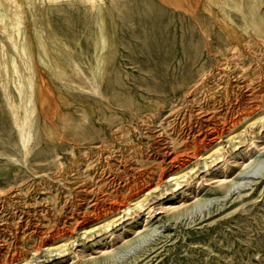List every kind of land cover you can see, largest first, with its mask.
Returning a JSON list of instances; mask_svg holds the SVG:
<instances>
[{
  "label": "rangeland",
  "instance_id": "obj_1",
  "mask_svg": "<svg viewBox=\"0 0 264 264\" xmlns=\"http://www.w3.org/2000/svg\"><path fill=\"white\" fill-rule=\"evenodd\" d=\"M262 44L264 0H0V264H92L97 241L136 214L144 231L123 229L125 239L97 264H264ZM192 85L196 92L186 93ZM198 106L220 117L221 134L193 155L201 136L191 142L171 131L195 121ZM159 133L172 146L166 156ZM173 156L191 161L176 168ZM233 158L242 164H230L227 186L206 182L208 167ZM175 182L178 191L193 184L195 196L168 217L159 206ZM80 186L92 190L84 201ZM27 217L36 231L24 226Z\"/></svg>",
  "mask_w": 264,
  "mask_h": 264
},
{
  "label": "bare ground",
  "instance_id": "obj_2",
  "mask_svg": "<svg viewBox=\"0 0 264 264\" xmlns=\"http://www.w3.org/2000/svg\"><path fill=\"white\" fill-rule=\"evenodd\" d=\"M94 1V0H93ZM170 1V0H169ZM180 1V0H179ZM185 1V0H184ZM201 1V0H200ZM206 1V0H205ZM229 1V0H228ZM211 2V1H210ZM214 2V1H213ZM95 3V2H94ZM96 4V3H95ZM180 4V3H179ZM205 4V3H204ZM170 5H171V2H170ZM169 5V6H170ZM181 5V4H180ZM203 4H201V6H202ZM205 5H207V4H205ZM227 4H225V6H226ZM258 5V4H257ZM256 5V6H257ZM208 6V5H207ZM230 6H232V5H230ZM255 6V5H254ZM258 7V6H257ZM257 7H255L256 8V10L257 9H259V8H257ZM173 8H174V4H173ZM179 9L181 8V7H178ZM186 8H187V6H186ZM202 8V7H201ZM232 8V7H231ZM255 8H254V11H255ZM175 9V8H174ZM182 9V8H181ZM188 9V8H187ZM197 9V8H196ZM226 9H228V8H226ZM250 9H251V7H250ZM249 9V10H250ZM186 10V9H185ZM252 10V9H251ZM260 10V9H259ZM183 11V10H182ZM187 11V10H186ZM189 11V10H188ZM209 11H210V9H209ZM208 11V12H209ZM212 11V10H211ZM219 11V10H218ZM230 11V10H229ZM241 11H243V10H241ZM253 11V10H252ZM206 12V11H205ZM227 12H228V10H227ZM239 12V11H238ZM262 12V11H261ZM177 13V12H176ZM194 13V12H193ZM197 13V12H196ZM243 13H245V12H243ZM247 14H248V11L246 12ZM209 14V13H208ZM214 14V13H213ZM219 14H220V12H219ZM224 14V13H223ZM231 14V13H230ZM246 14V15H247ZM205 15V14H204ZM225 15V14H224ZM253 15V14H252ZM262 15V14H261ZM189 16V15H188ZM195 15H193V17H194ZM207 16H209V15H207ZM215 16H216V14H215ZM229 16V15H228ZM241 16V15H240ZM249 16V15H248ZM247 16V17H248ZM256 16V15H255ZM197 17V16H196ZM242 17V16H241ZM257 17V16H256ZM262 17V16H261ZM191 18V17H190ZM203 18H205V17H203ZM213 18H214V16H213ZM216 18V17H215ZM225 18V17H224ZM240 17H238V19H239ZM195 19V18H194ZM218 19V18H217ZM221 19V18H220ZM227 19H228V17H227ZM232 19V18H231ZM199 20V19H198ZM202 20H204V19H202ZM209 20V19H208ZM208 20H206V21H208ZM219 20V19H218ZM226 20V19H225ZM224 20V21H225ZM246 20H248V22H250V20L249 19H244V21H246ZM253 20H254V17H253ZM253 20H251V21H253ZM259 20V19H258ZM195 21V20H194ZM200 21V20H199ZM210 21V20H209ZM208 21V22H209ZM217 21V20H216ZM201 22V21H200ZM227 22V21H226ZM258 22L259 21H257V23H256V25L258 24ZM262 22H263V20H262ZM199 23V22H198ZM197 23V24H198ZM212 23V22H211ZM211 23H210V26H211ZM233 23H235L234 21H233ZM241 23V22H240ZM239 23V24H240ZM252 23V22H251ZM260 23V22H259ZM201 24V23H200ZM213 24V23H212ZM236 24H238V23H236ZM242 24V23H241ZM240 24V25H241ZM253 25H254V23H252ZM252 24H251V26H252ZM201 25H204V24H201ZM235 25V24H234ZM248 25H250V23L248 24ZM259 25V24H258ZM257 25V26H258ZM263 25V24H262ZM232 26V25H231ZM244 25H242V27H243ZM246 26V25H245ZM244 26V27H245ZM260 26V25H259ZM254 27V26H253ZM262 28H263V26H261ZM211 28V27H210ZM232 28V27H231ZM245 28H247V26L245 27ZM244 28V29H245ZM249 29H250V27H249ZM248 29V30H249ZM203 30V29H202ZM234 30V29H233ZM236 30V29H235ZM221 31V30H220ZM230 31H232V30H230ZM242 31V30H241ZM244 31V30H243ZM250 31H251V29H250ZM255 31V30H254ZM254 31L252 32V33H254ZM222 32V31H221ZM245 32V31H244ZM203 33V32H202ZM231 33V32H230ZM242 33V32H241ZM212 34V33H211ZM245 34V33H244ZM232 36H233V33H232ZM246 37H249L248 35H245ZM250 37H251V35H250ZM206 40H207V38H205ZM251 39V38H250ZM234 40H235V38H234ZM253 40V39H252ZM251 40V41H252ZM255 40V39H254ZM253 40V41H254ZM257 40H260V39H257ZM245 42V41H244ZM251 43V45H252V43L253 42H250ZM219 44V43H218ZM222 45V44H221ZM224 45V44H223ZM226 45H228V44H226ZM233 45V44H232ZM243 45V44H242ZM247 45V44H246ZM250 45V44H249ZM264 44H262V46H263ZM94 47H95V45H94ZM229 47H231V46H229ZM251 47V46H250ZM228 47H226V49H227ZM237 48V47H236ZM246 48V47H245ZM263 48V47H262ZM214 49V48H213ZM225 49V50H226ZM250 49V48H249ZM215 50V49H214ZM254 50H255V47H254ZM257 50H258V48H257ZM262 51L264 50V49H261ZM220 51L221 50H219V54H221L222 52H224V50L220 53ZM249 51V50H248ZM210 52V51H209ZM226 52H227V50H226ZM232 53H233V51H231ZM230 52V53H231ZM215 53H217V52H215ZM239 53H241V52H239ZM238 53V54H239ZM255 53H257V52H255ZM259 53V52H258ZM263 53V52H262ZM236 54V53H235ZM251 54V53H250ZM260 54V53H259ZM211 55V54H210ZM214 55H216V54H214ZM213 55V56H214ZM240 55V54H239ZM231 56H232V54H231ZM254 56V55H253ZM226 57H227V55H226ZM245 57V56H244ZM260 57V56H259ZM230 58V57H229ZM228 57H227V59H229ZM235 58V57H234ZM239 58V57H238ZM220 59V58H219ZM257 59V58H256ZM259 59V58H258ZM225 60V59H224ZM237 60V59H236ZM252 60V59H251ZM260 60H262V59H260ZM213 61H214V59H213ZM212 61V62H213ZM218 61V60H217ZM222 61V60H221ZM76 62V61H75ZM234 63L235 62H237V61H233ZM257 62H258V60H257ZM261 62V61H260ZM214 63V62H213ZM262 63H264V62H262ZM233 64V63H232ZM240 64H242V63H240ZM239 64V65H240ZM247 64V63H246ZM199 65V64H198ZM256 65V64H255ZM222 66V65H221ZM224 66H226V65H224ZM234 66H235V64H234ZM245 66V65H244ZM254 66V65H253ZM210 67V66H209ZM226 67H228V66H226ZM233 67V66H232ZM249 67H252V66H249ZM221 68H223V67H221ZM253 68H255V67H253ZM250 69V68H249ZM259 69V68H258ZM209 70V69H208ZM208 70H205V71H208ZM229 70H230V68H229ZM244 69H242V71H243ZM247 70V69H246ZM251 70H252V68H251ZM257 70V69H256ZM60 71H62V70H60ZM205 71H203L204 73H205ZM211 71V70H210ZM223 71V70H222ZM236 71V70H235ZM250 71V70H249ZM262 71V70H261ZM264 71V70H263ZM200 72V71H199ZM214 72H215V70H214ZM217 72V71H216ZM225 72V71H224ZM224 72H223V75H224ZM240 72V71H239ZM60 73V72H59ZM209 73V72H208ZM219 73V72H218ZM226 73V72H225ZM229 73V72H228ZM242 73V72H241ZM247 73V72H246ZM250 73V72H249ZM60 74H62V73H60ZM64 74V73H63ZM201 74V76H202V73H200ZM215 74V73H214ZM213 74V75H214ZM227 74V73H226ZM225 74V75H226ZM234 74V73H233ZM263 74V73H262ZM261 74V75H262ZM204 75V74H203ZM219 75V74H218ZM222 75V74H221ZM241 75V74H240ZM248 75V74H247ZM63 76V75H62ZM201 76H198V77H201ZM232 76V75H231ZM236 76H238V75H236ZM243 76H245V75H243ZM64 77V76H63ZM215 77H217V76H215ZM252 77V76H251ZM256 77V76H255ZM254 77V78H255ZM263 77V76H262ZM226 79H227V77H225ZM207 79H209V78H207ZM212 79V78H211ZM240 79H242V78H240ZM262 79H264V78H262ZM63 80V79H62ZM200 80V79H199ZM221 80V79H220ZM243 80V79H242ZM245 80H247V79H245ZM256 80H258V79H256ZM64 81V80H63ZM154 81V80H153ZM195 81V80H194ZM203 81H204V79H203ZM229 81V80H228ZM227 81V82H228ZM247 81H249V80H247ZM192 82V81H191ZM191 82L189 83V86L191 85ZM196 82H198V80L196 81ZM200 82V81H199ZM202 82V81H201ZM224 82H226L225 80H224ZM244 82V81H243ZM193 83V82H192ZM250 83V82H249ZM253 83V82H252ZM186 84V83H185ZM197 84V83H196ZM205 85H206V83H204ZM224 84V83H223ZM240 84V83H239ZM247 84V83H246ZM246 84H245V86H246ZM251 84V83H250ZM198 85V84H197ZM200 85H202L201 83H200ZM225 85V84H224ZM248 85V84H247ZM252 85V84H251ZM259 86H260V84H258ZM194 85H192L191 87H188L187 88V92L186 93H188V92H191V93H195L196 92V88L195 87H193ZM208 86V85H207ZM206 86V87H207ZM218 86V85H217ZM219 86H221V85H219ZM204 87V86H203ZM242 87H244V86H242ZM241 87V88H242ZM253 87V86H252ZM216 89V88H215ZM250 89V88H249ZM256 89V88H255ZM258 89V88H257ZM204 90V89H203ZM243 90H244V88H243ZM214 91V90H213ZM217 91V90H216ZM205 92V91H204ZM221 92V91H220ZM183 94V93H182ZM198 94V93H197ZM197 94H196V96H197ZM247 94V93H246ZM185 95V94H184ZM198 95H200V94H198ZM202 95V94H201ZM207 95V94H206ZM225 95V94H224ZM241 95V94H240ZM262 95V94H261ZM178 96H179V94H178ZM181 96V95H180ZM194 96V95H193ZM217 96V95H216ZM234 96V95H233ZM251 96V95H250ZM253 96V95H252ZM182 97H183V95H182ZM191 97V96H190ZM220 97V96H219ZM239 97V96H238ZM176 98V97H175ZM188 98V97H187ZM198 98V97H197ZM210 98V97H209ZM240 98V97H239ZM184 99H186V98H184ZM225 99V98H224ZM238 99V98H237ZM243 99V98H242ZM188 100V99H187ZM191 100V99H190ZM205 100V99H204ZM214 100V99H213ZM227 100V99H226ZM231 100V99H230ZM171 101V100H170ZM195 101V100H194ZM193 101V102H194ZM241 100H239L238 99V102H236L237 103V105H241V103L242 102H240ZM245 101V100H244ZM185 102V101H184ZM202 103H203V101H201ZM226 102H228V101H226ZM231 102V101H230ZM177 103V102H176ZM179 103V102H178ZM192 103V102H191ZM206 103V102H205ZM224 103H225V101H224ZM229 103V102H228ZM236 103H232L231 104V106L232 107H234L235 106V104ZM249 103V102H248ZM180 104V103H179ZM182 104H184V103H182ZM188 104V103H187ZM195 104H198V102H196ZM201 104V103H200ZM247 104V103H246ZM191 105V104H190ZM203 105V104H202ZM209 105V104H208ZM224 105V104H223ZM229 105V104H228ZM236 105V106H237ZM250 105H251V103H250ZM156 106V105H155ZM172 106H174V105H172ZM184 106V105H183ZM188 106V105H187ZM196 106V105H195ZM244 106V105H243ZM166 107V106H165ZM169 107V106H168ZM203 106H198L197 107V109L199 108V110L198 111H196L198 114H199V116H198V118H196V120L194 121V120H192V118L190 117V118H188V120L186 121V123L184 122V124L183 125H181V126H179V127H177V128H174L171 132H173V133H177L178 132V134L180 135V137H182V138H185L187 141H195L197 138V136H201V140H199V142H198V144H197V146L195 145V147H193L192 149V154L194 155V153H195V150L196 149H198V148H200V146H202L201 148H203V147H205V146H207V145H209V144H211L212 142H210L211 140H213V137H216L217 136V134H221L220 133V131L219 130H217L216 129V123H215V121H217L216 120V118L218 119V118H220V117H215V114L213 113V112H211V111H209V110H207L206 111V109H205V107H207V106H205L204 108H202ZM242 107V105L240 106V108ZM175 108V107H174ZM194 108V107H193ZM209 108V107H208ZM207 108V109H208ZM227 108V107H226ZM239 108V107H238ZM68 109V108H67ZM114 109V108H113ZM172 109V108H171ZM217 109V108H216ZM224 109V108H223ZM232 109V108H231ZM237 108L235 107V110H236ZM133 110H134V108H133ZM158 110V109H157ZM185 110V109H184ZM222 110V109H221ZM227 110H228V108H227ZM241 110V109H240ZM252 110V109H251ZM154 111V110H153ZM152 111V112H153ZM173 111V110H172ZM171 111V112H172ZM187 111V110H186ZM191 111V110H190ZM217 111H218V109H217ZM217 111H215V112H217ZM225 111H226V109H225ZM245 111H246V109H245ZM128 112V111H127ZM151 112V113H152ZM157 112V111H156ZM189 112V111H188ZM221 112V111H220ZM235 112V111H234ZM238 112H239V110H238ZM160 113V112H159ZM162 113V112H161ZM175 113V112H174ZM174 113H172V114H174ZM191 113V112H190ZM225 113V112H224ZM236 113V112H235ZM250 113V112H249ZM155 114V113H154ZM157 114V113H156ZM218 114V113H217ZM238 114V113H237ZM240 114V113H239ZM245 114H246V112H245ZM251 114V113H250ZM79 115V114H78ZM133 115H134V113H133ZM181 115V114H180ZM235 115V114H234ZM242 115V114H241ZM137 116V115H136ZM141 116H143L142 114H141ZM150 116V115H149ZM155 116V115H154ZM170 116V115H169ZM176 116H177V114H176ZM185 116H186V114H185ZM236 116V115H235ZM172 117V116H171ZM180 117V116H179ZM138 118H139V116H138ZM165 118V117H164ZM166 118H168V117H166ZM231 119H232V117H230ZM166 120V119H165ZM172 120V119H171ZM176 120H178V119H176ZM227 120V119H226ZM47 121V120H46ZM85 121V120H84ZM182 121V120H181ZM220 121V120H219ZM48 122V121H47ZM136 122V121H135ZM152 122V119H151V117H148L147 119H146V124H148L149 125V123H151ZM155 122V121H154ZM49 123V122H48ZM131 123V122H130ZM101 124V123H100ZM126 124V123H125ZM134 124V123H133ZM138 124H140V123H138ZM141 124H142V122H141ZM213 124V125H212ZM158 125V124H157ZM174 125V124H173ZM212 125V126H211ZM222 125V124H221ZM224 125V124H223ZM127 126V125H126ZM135 126V125H134ZM170 126V125H169ZM53 127V126H52ZM129 127H130V125H129ZM140 127V126H139ZM171 127H172V125H171ZM219 127V126H218ZM122 128V127H121ZM161 128V127H160ZM52 129H54V128H52ZM124 129V128H123ZM167 129V128H166ZM221 129V128H220ZM132 130V129H131ZM157 130V129H156ZM169 130H170V128H169ZM124 131V130H123ZM160 131V130H159ZM158 131V132H159ZM32 132V131H31ZM113 132V131H112ZM116 132V131H115ZM135 132V131H134ZM55 133V132H54ZM114 133V132H113ZM132 133H133V131H132ZM131 133V134H132ZM164 133V132H163ZM60 134V133H59ZM114 135V134H113ZM212 135V136H211ZM112 136V135H111ZM120 136V135H119ZM138 136V135H137ZM143 136V135H142ZM148 136V135H147ZM167 136V135H166ZM55 137H56V135H55ZM125 137V136H124ZM51 138V137H50ZM116 138H117V136H116ZM121 138V137H120ZM126 138V137H125ZM129 138V137H128ZM139 138V137H138ZM142 138V137H141ZM169 138V137H168ZM217 138V137H216ZM47 139V138H46ZM57 139V138H56ZM106 139V138H105ZM110 139H112V138H110ZM127 139V138H126ZM199 139V138H198ZM48 140V139H47ZM59 140V139H58ZM57 140V141H58ZM148 140V139H147ZM25 141V140H24ZM56 141V142H57ZM60 141V140H59ZM74 141V140H73ZM135 141V140H134ZM151 141V140H150ZM66 142V141H65ZM119 142V141H118ZM117 142V143H118ZM130 142V141H129ZM137 142H139V141H137ZM168 142V141H167ZM167 142L165 141V139L160 135V133H159V135L155 138V143L157 144V146H156V148H157V151L159 152V153H161L162 155H167L168 153H170V151H171V148H172V146H169V144H167ZM25 143V142H24ZM148 143V142H147ZM150 143V142H149ZM154 143V142H153ZM78 144V143H77ZM81 144V143H80ZM126 144V143H125ZM129 144H131V143H129ZM133 144V143H132ZM135 144V143H134ZM141 144V143H140ZM72 145V144H71ZM109 145V144H108ZM142 145V144H141ZM148 145V144H147ZM150 145V144H149ZM148 145V146H149ZM183 145V144H182ZM193 145V144H192ZM73 146V145H72ZM96 146V145H95ZM184 146V145H183ZM188 146H189V144H188ZM256 146L258 147V149H264V140L263 141H261L259 144H256ZM113 147V146H112ZM117 147V146H116ZM147 147V146H146ZM190 147V146H189ZM208 147V146H207ZM76 148V147H75ZM90 148V147H89ZM88 148V149H89ZM114 148V147H113ZM123 148V147H122ZM186 148V147H185ZM80 149V148H79ZM83 149V148H82ZM96 149V148H95ZM98 149V148H97ZM107 149V148H106ZM121 149V148H120ZM183 149H184V147H183ZM187 149V148H186ZM85 150V149H84ZM94 150V149H93ZM102 150V149H101ZM113 150V149H112ZM174 150V149H173ZM80 151V150H79ZM104 151V150H103ZM107 151V150H106ZM105 151V152H106ZM116 151V150H115ZM123 151V150H122ZM153 151V150H152ZM188 151V150H187ZM186 151V152H187ZM31 152V151H30ZM98 152V151H97ZM113 151H111V153H112ZM181 152H183V151H181ZM190 152V153H191ZM198 152V154H200V152H202V150H199V151H197ZM64 153V152H63ZM108 153V152H107ZM115 153V152H114ZM117 153V152H116ZM180 153V152H179ZM99 154V153H98ZM97 154V155H98ZM145 154V153H144ZM182 154V153H181ZM29 155V154H28ZM107 155V154H106ZM106 155H105V157H106ZM132 155V154H131ZM141 155V154H140ZM179 155V154H178ZM189 155V154H188ZM193 155H191V156H193ZM138 156V155H137ZM159 156V155H158ZM76 157V156H75ZM98 157V156H97ZM96 157V158H97ZM101 157V156H100ZM135 157V156H134ZM142 157V156H141ZM194 157V156H193ZM99 158V157H98ZM103 158V157H102ZM111 158V157H110ZM109 158V159H110ZM153 158V157H152ZM151 158V159H152ZM77 159V158H76ZM82 159V158H81ZM125 159V158H124ZM145 159V158H144ZM111 160V159H110ZM114 160V159H113ZM119 160V159H118ZM170 160H175V162H176V168H180V167H182V166H185L186 164H188V163H190V161H191V159L190 158H188L187 156L186 157H182V158H179L178 159V156H173V158L172 159H170ZM128 162H129V160H127ZM80 162V161H79ZM87 162V161H86ZM96 163H97V161H95ZM102 162V161H101ZM106 162V161H105ZM123 162V161H122ZM226 162V161H225ZM221 163L219 166L217 165L216 167H214V168H210V167H208L207 169H206V174H204V179L206 180V182H209V183H213L214 185H216L217 187H218V189H221V188H223V187H225V186H227L228 184H229V180H228V174H227V171H228V167L230 166V164L232 163L233 165H241L242 164V161L241 162H239V161H237V159H235V158H233V159H231V160H229V163L228 164H226V163ZM88 163V162H87ZM82 164V163H81ZM86 164V163H85ZM121 164V163H120ZM83 165V164H82ZM90 165H92V164H90ZM126 165V164H125ZM136 165H137V163H136ZM135 165V166H136ZM216 165V164H215ZM108 166V165H107ZM117 166V165H116ZM213 166V165H212ZM78 167V166H77ZM82 167V166H81ZM89 167V166H88ZM87 167V168H88ZM122 167V166H121ZM70 168V167H69ZM90 168V167H89ZM129 168V167H128ZM77 169V168H76ZM117 169V168H116ZM193 169V168H192ZM63 170V169H62ZM86 170H88V169H86ZM101 170V169H100ZM127 170V169H126ZM130 170V169H129ZM144 170V169H143ZM64 171V170H63ZM73 171V170H72ZM93 171V170H92ZM121 171V170H120ZM135 171V170H134ZM174 171L175 170H170L169 172H168V174H173L174 173ZM189 171L190 170H187L186 171V173H188L189 174ZM49 172V171H48ZM51 172V171H50ZM65 172V171H64ZM78 172V171H77ZM107 172V171H106ZM126 172V171H125ZM128 172H130V171H128ZM47 173V172H46ZM58 173V172H57ZM80 173V172H79ZM90 173V172H89ZM95 173V172H94ZM99 173V172H98ZM108 173V172H107ZM131 173V172H130ZM141 173V172H140ZM51 174V173H50ZM73 174V173H72ZM96 174H97V172H96ZM252 174V173H251ZM250 174V175H251ZM67 175V174H66ZM95 175V174H94ZM116 175V174H115ZM55 176V175H54ZM96 176V175H95ZM107 176V175H106ZM134 176V175H133ZM246 176H248V174L246 175ZM44 177V176H43ZM51 177V176H50ZM61 177V176H60ZM73 177V176H72ZM101 177V176H100ZM112 177V176H111ZM144 177V176H143ZM239 177V176H238ZM251 177V176H250ZM257 177V176H256ZM256 177H254V178H256ZM259 177V176H258ZM59 178V177H58ZM57 178V179H58ZM126 178V177H125ZM125 178H123V179H125ZM130 178V177H129ZM260 178V177H259ZM72 179V178H71ZM75 179V178H74ZM99 179H101V178H99ZM60 180V179H59ZM120 180V179H119ZM127 180V179H126ZM126 180H125V183H126ZM189 180V179H188ZM26 181V180H25ZM24 181V182H25ZM61 181V180H60ZM74 181V180H73ZM72 181V182H73ZM109 181V180H108ZM124 181V180H123ZM243 181V180H242ZM23 182V183H24ZM68 182V181H67ZM83 182V181H82ZM86 182V181H85ZM131 182V181H130ZM237 182V181H236ZM62 183V182H61ZM69 183H70V181H69ZM107 183V182H106ZM247 183H248V181H247ZM252 183H254V182H250V184H252ZM22 184V183H21ZM20 184V185H21ZM26 184V183H25ZM72 184V183H71ZM76 184V183H75ZM82 184V183H81ZM86 184H88V182L86 183ZM92 184V183H91ZM94 184V183H93ZM101 184H102V182H101ZM123 184V183H122ZM234 184V183H233ZM246 184V183H245ZM18 185V184H17ZM42 185V184H41ZM44 185H45V182H44ZM62 185V184H61ZM103 185V184H102ZM101 185V186H102ZM110 185V184H109ZM116 185V184H115ZM134 185V184H133ZM140 185V184H139ZM179 183H177V182H175L171 187H169L168 189L169 190H172L170 193V197L167 199V202H166V204H161L159 207H160V210H159V212H161V211H165L167 214H168V217H170L172 214H175L176 212H179V211H182V210H184L185 208H187L188 207V205H186L185 203H186V200L187 199H189V198H192V197H194L195 196V194L193 193V184H188V186H187V188H184V189H181L180 191H178V189L180 188L179 186ZM244 185V184H243ZM22 186V185H21ZM29 186V185H28ZM46 186V185H45ZM55 186V185H54ZM69 186V185H68ZM100 186V185H99ZM98 186V187H99ZM121 186V185H120ZM125 186V185H124ZM135 186V185H134ZM238 186V185H237ZM236 186V187H237ZM30 187V186H29ZM32 187H34V186H32ZM59 187V186H58ZM67 187V186H66ZM109 187V186H108ZM114 187V186H113ZM116 187V186H115ZM130 187V186H129ZM251 187V186H250ZM69 188V187H68ZM31 189V188H30ZM36 189V188H35ZM106 189V188H105ZM112 189V188H111ZM142 189V188H141ZM150 189H152V188H150ZM244 189H245V187H244ZM11 190V189H10ZM18 190V189H17ZM25 190V189H24ZM72 190V189H71ZM97 190V189H96ZM113 190H114V188H113ZM112 190V191H113ZM153 190V189H152ZM176 190V191H178V194L176 193V192H174V191ZM230 190V189H229ZM9 191V190H8ZM91 189H89L88 187H83V186H80L76 191H75V195L79 198V200H83V199H87L88 197H89V195H91L92 193H91ZM102 191H104V190H102ZM149 191V190H148ZM168 191V190H167ZM54 192V191H53ZM52 192V193H53ZM105 192V191H104ZM143 192H145L144 190H139L138 191V194H136V195H140L141 193H143ZM166 192V191H165ZM16 193V192H15ZM18 193V192H17ZM26 193V192H25ZM105 193H107V192H105ZM110 193V192H109ZM10 194V193H9ZM97 194H99L98 192H97ZM108 194V193H107ZM111 194V193H110ZM115 195H116V193H114ZM162 194V193H161ZM175 194H177V195H175ZM1 195V194H0ZM4 195V194H3ZM15 195V194H14ZM28 195V194H27ZM26 195V196H27ZM32 195H34V194H32ZM94 195V194H93ZM95 195H96V192H95ZM135 195V196H136ZM2 196V195H1ZM11 196V195H10ZM9 196V197H10ZM54 196V195H53ZM56 196V195H55ZM54 196V197H55ZM108 196V195H107ZM134 196V197H135ZM142 196V195H141ZM67 197V196H66ZM74 197V196H73ZM102 197V196H101ZM100 197V198H101ZM109 197V196H108ZM115 197V196H114ZM7 198V197H6ZM99 198V197H98ZM104 198V197H103ZM110 198V197H109ZM112 198V197H111ZM138 198H139V196H138ZM2 199V198H1ZM9 199V198H8ZM107 199V198H106ZM12 200H14V199H12ZM74 200V199H73ZM78 200V201H79ZM124 200V199H123ZM137 200V199H136ZM142 200H143V198H139L136 202H135V204L137 203V204H140V202H142ZM63 201V200H62ZM84 201V200H83ZM88 201V200H87ZM86 201V202H87ZM91 201V200H90ZM100 201V200H99ZM103 201V200H102ZM16 202V201H15ZM17 202H18V200H17ZM27 202V201H26ZM66 202V201H65ZM74 202V201H73ZM107 202V201H106ZM108 202H110V201H108ZM114 202V201H113ZM116 202H118V201H116ZM120 202H122V201H120ZM1 203V202H0ZM5 203V202H4ZM20 203V202H19ZM75 203V202H74ZM91 203V202H90ZM99 203H101V202H99ZM104 203V202H103ZM119 203V202H118ZM117 203V204H118ZM68 204V203H67ZM72 204V203H71ZM92 204V203H91ZM94 204V203H93ZM102 204V203H101ZM114 204V203H113ZM116 204V203H115ZM16 205V204H15ZM18 205V204H17ZM20 205H22V204H20ZM63 205H65L64 203H63ZM96 205V204H95ZM124 205V204H123ZM1 206V205H0ZM67 206V205H66ZM65 206V207H66ZM69 206V205H68ZM73 206V205H72ZM104 206V205H103ZM16 207V206H15ZM21 207H23V206H21ZM61 207H62V203H61ZM75 207V206H74ZM91 207V206H90ZM114 207V206H113ZM122 207V206H121ZM1 208V207H0ZM12 208V207H11ZM30 208V207H29ZM72 208V207H71ZM80 208V207H79ZM94 208H96V207H94ZM139 208V207H138ZM5 209V208H4ZM64 209V208H63ZM90 209V208H89ZM102 209V208H101ZM111 209V208H110ZM114 209V208H113ZM136 209V208H135ZM7 210V209H6ZM67 210H68V208H67ZM76 210V209H75ZM95 210V209H94ZM104 210V209H103ZM17 211V210H16ZM71 211V210H70ZM73 211V210H72ZM71 211V212H72ZM92 211V210H91ZM112 211V210H111ZM8 212V211H7ZM74 212V211H73ZM149 212V211H148ZM5 213V212H4ZM91 213V212H90ZM137 213V212H136ZM165 213V214H166ZM11 214V213H10ZM21 214V213H20ZM19 214V215H20ZM84 214H85V212H84ZM102 214V213H101ZM129 214V213H128ZM13 215H15V214H13ZM28 215H29V213H28ZM39 215V214H38ZM89 215V214H88ZM130 215H131V213H130ZM25 216V215H24ZM40 216V215H39ZM10 217V216H9ZM15 217V216H14ZM51 217V216H50ZM95 217V216H94ZM99 217V216H98ZM101 217V216H100ZM103 217V216H102ZM138 214H136V215H134L126 224H124V225H122L120 228H118V229H116V230H111L109 233H108V235L106 236V237H103V238H100L98 241H97V243H98V245L97 246H95L94 248H95V252L96 253H98L99 255V257L97 258V260H89L88 262L89 263H92V264H97L98 262H100V261H102V260H106V258H108V257H110L111 255H112V253L114 252V250L115 249H113L112 251H110L109 249L110 248H113L114 247V245L116 244V242H117V239H121V240H123V239H125V235H124V233H123V229H125V230H127V232H128V235L130 234V233H132V234H141L144 230H140V226L137 224V221H138ZM8 218V217H7ZM13 218V217H12ZM73 218H75V217H73ZM9 219V218H8ZM97 219V218H96ZM3 220V219H2ZM1 219H0V233L2 232H5L6 231V222L5 221H2ZM20 220H21V218H20ZM23 220V219H22ZM48 220V219H47ZM52 221V220H51ZM78 221V220H77ZM48 222V221H47ZM53 222V221H52ZM39 223V222H38ZM100 223V222H99ZM123 223V222H122ZM125 223V222H124ZM45 224H46V222H45ZM143 224V223H142ZM147 224H149L147 221H145L144 222V226L146 225L147 226ZM25 225H27V228L28 227H32V230L33 231H36L37 230V225L35 224V222H34V220L32 219V218H28L27 217V219L24 221V226ZM40 225V224H39ZM48 225H49V223H48ZM51 225V224H50ZM9 226V225H8ZM16 226H18V225H16ZM26 227V226H25ZM149 227V226H148ZM16 229V228H15ZM23 229H24V227H23ZM31 229V228H30ZM30 229H29V231H30ZM40 229V228H39ZM58 229V228H57ZM64 229V228H63ZM11 230V229H10ZM44 230V229H43ZM55 230V229H54ZM153 231L154 230H156V228H153L152 229ZM28 231V230H27ZM47 231H48V229H47ZM16 232V231H15ZM25 232V231H24ZM23 232V233H24ZM46 232V231H45ZM63 232V231H62ZM7 233V232H6ZM27 233V232H26ZM31 233V232H30ZM29 233V234H30ZM53 233V232H52ZM60 233V232H59ZM21 234V233H20ZM41 234V233H40ZM49 234V233H48ZM51 234V233H50ZM54 234V233H53ZM68 234V233H67ZM19 235V234H18ZM35 235V234H34ZM66 235V234H65ZM7 236V235H6ZM15 236V235H14ZM26 236V235H25ZM29 236V235H28ZM44 236V235H43ZM16 237V236H15ZM36 237V236H35ZM46 237V236H45ZM50 237V236H49ZM61 237V236H60ZM27 238H29V237H27ZM50 238H52V237H50ZM107 238V239H106ZM12 239V238H11ZM10 239V240H11ZM17 239V238H16ZM36 239V238H35ZM54 239V238H53ZM18 240V239H17ZM20 240V239H19ZM39 240H40V238H39ZM43 240V239H42ZM51 240V239H50ZM164 240V239H163ZM14 241V240H13ZM26 240H24V242H25ZM95 241V240H94ZM127 241H128V239H127ZM19 242V241H18ZM39 242V241H38ZM44 242V241H43ZM0 243H2L1 241H0ZM22 243V242H21ZM59 243V242H58ZM96 243V244H97ZM12 244V243H11ZM14 244V243H13ZM25 244V243H24ZM39 244H41V243H39ZM164 244V243H163ZM163 244H162V246H163ZM37 245V244H36ZM44 245H47V247H49L51 244L50 243H44ZM39 246V245H38ZM1 248V247H0ZM3 248H5V247H3ZM40 248V246L38 247V249ZM8 249V248H7ZM34 250H35V248H34ZM2 251V250H1ZM94 251V250H93ZM155 251V250H154ZM33 252V251H32ZM19 253V252H18ZM94 253V252H93ZM84 255V254H83ZM89 255H90V253H89ZM82 256V255H81ZM13 257V256H12ZM78 257V256H77ZM75 258V257H74ZM74 258H72L71 259V262H70V264H74L75 262H76V259H74ZM81 258V257H80ZM82 259V258H81ZM14 260V259H13ZM79 260V259H78ZM77 260V261H78ZM70 261V260H69ZM97 262V263H96ZM9 264V263H8Z\"/></svg>",
  "mask_w": 264,
  "mask_h": 264
}]
</instances>
